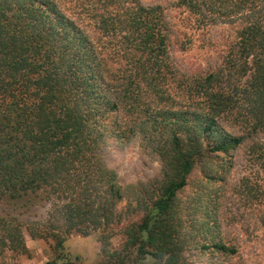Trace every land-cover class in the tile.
<instances>
[{
	"label": "trees",
	"instance_id": "16d2710c",
	"mask_svg": "<svg viewBox=\"0 0 264 264\" xmlns=\"http://www.w3.org/2000/svg\"><path fill=\"white\" fill-rule=\"evenodd\" d=\"M175 5L197 28L234 27L208 68L179 69L160 3L81 0L74 16L0 0V201L49 202L31 223L0 209V255L27 254L26 231L63 264L70 235L99 232L98 264H239L225 196L240 153L236 204L264 224V0ZM132 144L159 171L124 184L112 152Z\"/></svg>",
	"mask_w": 264,
	"mask_h": 264
},
{
	"label": "rangeland",
	"instance_id": "374dc122",
	"mask_svg": "<svg viewBox=\"0 0 264 264\" xmlns=\"http://www.w3.org/2000/svg\"><path fill=\"white\" fill-rule=\"evenodd\" d=\"M81 0H62L68 13L73 14L74 7ZM145 4L160 3L168 16L173 29L172 55L180 70L206 69L212 65L213 60L225 49V45L234 40V27L228 24H218L209 28H197L188 11L175 5L176 0H140ZM89 31L96 35L91 22L84 19ZM183 45V46H182ZM112 165L118 171L120 181L124 184L146 182L152 179L159 171V162L149 153L142 151L137 144L124 147L112 152ZM248 174L246 162L242 153L238 154L236 163L228 177V188L225 200L231 204L229 212L235 211L236 218L226 228L231 236L237 238V256L239 264H264V224L256 218L254 212L239 208L234 186L240 178ZM264 184V173L258 177ZM33 196V195H31ZM122 201L119 205H124ZM49 202L43 195L24 198L16 201L2 199L0 209L16 215L24 222L41 221L45 215ZM238 209V210H237ZM25 240L28 247L27 254H15L5 251L0 255V264H45L53 257V251L47 241L32 238L26 231ZM123 237L115 235L111 239L110 248H120ZM64 257L63 264H98L101 259L99 232L88 236L79 234L70 235L65 241L61 252ZM61 262V263H62ZM225 264H230L226 262Z\"/></svg>",
	"mask_w": 264,
	"mask_h": 264
}]
</instances>
